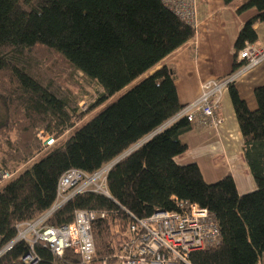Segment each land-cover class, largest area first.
<instances>
[{
  "label": "trees",
  "instance_id": "1",
  "mask_svg": "<svg viewBox=\"0 0 264 264\" xmlns=\"http://www.w3.org/2000/svg\"><path fill=\"white\" fill-rule=\"evenodd\" d=\"M224 4L237 14L257 11L234 44L235 71L244 64L240 51L259 39L264 0ZM196 34L162 0H0V170L16 172L0 186V250L16 237L17 224L53 205L65 172L91 174L121 157L108 174L110 197L78 194L48 220L62 227L81 209L105 214L92 224L90 264L113 257L131 215L177 210V201L207 209L220 228V243L191 253L192 264H264V85L255 89L253 111L235 85L228 88L255 191L240 195L231 174L208 184L196 163L176 162L188 150L181 136L195 127L185 118L169 124L185 105L175 71L155 68ZM76 73L101 89L90 111L108 103L83 124L87 112H79V103L89 90L68 85ZM41 130L58 139L46 152ZM28 252L19 242L0 264ZM36 252L38 264H83L72 250L55 256L38 244Z\"/></svg>",
  "mask_w": 264,
  "mask_h": 264
},
{
  "label": "built area",
  "instance_id": "2",
  "mask_svg": "<svg viewBox=\"0 0 264 264\" xmlns=\"http://www.w3.org/2000/svg\"><path fill=\"white\" fill-rule=\"evenodd\" d=\"M163 4L179 18L197 29L200 24L199 0H162ZM238 60L244 64L223 77L202 83L200 94L186 104L169 121L185 118L195 128H218L224 120L219 115L224 93L235 85L240 77L264 62V49L247 44L240 51ZM38 140L43 152L56 145L55 139L45 130L39 131ZM123 157V156H122ZM121 159L117 158L102 166L94 173L70 169L60 178L57 196L53 205L33 220L16 225V237L0 250V257L17 243L26 242L29 252L15 264H38V244L49 249L53 255L62 256L66 250L78 254L83 264H90L95 254L92 224L104 213L81 209L76 211L74 221L66 226L54 227L49 218L74 196L84 192H95L110 197L108 174ZM16 175L0 170V186ZM177 210H157L146 218H136L118 236L119 247L110 260L102 264H192L190 254L215 247L220 243L221 233L216 217L198 204L176 202Z\"/></svg>",
  "mask_w": 264,
  "mask_h": 264
},
{
  "label": "crops",
  "instance_id": "3",
  "mask_svg": "<svg viewBox=\"0 0 264 264\" xmlns=\"http://www.w3.org/2000/svg\"><path fill=\"white\" fill-rule=\"evenodd\" d=\"M199 8L200 24L196 37L155 68L167 66L175 71L176 89L182 105L197 98L203 82L233 71V48L239 31L257 13L251 9L237 14L225 6L224 0H199ZM255 28L259 39L253 46L264 49V26L257 24ZM262 85L264 62L235 83L240 97L252 111L257 108L255 89ZM219 115L224 120L220 127L195 128L181 136L188 150L177 156L176 162L179 165L196 163L208 184L231 174L240 195L253 192L256 183L242 151V135L228 90L224 93Z\"/></svg>",
  "mask_w": 264,
  "mask_h": 264
},
{
  "label": "rangeland",
  "instance_id": "4",
  "mask_svg": "<svg viewBox=\"0 0 264 264\" xmlns=\"http://www.w3.org/2000/svg\"><path fill=\"white\" fill-rule=\"evenodd\" d=\"M68 85L72 86V87H76L75 85H80L83 88H87L89 90V93L82 99V101L79 103V112H87L86 117L83 119L82 123L87 122L89 119H91L99 110H101V108L103 106H105L106 104H104L103 106L98 107L97 109H94L92 111H90L89 109L91 108V105H93L97 99L98 96L101 92V89L98 86H91V84L84 80L82 78V74L80 73H76L75 76L71 79V81H68ZM133 85V84H132ZM129 88V87H128ZM128 88H126L125 90H123L121 93H119L118 95H116L111 101L117 99V97H119L122 93H124ZM0 113L3 115L5 113V105L3 103V101L0 99ZM80 125V124H79ZM39 133V132H38ZM71 132H68L64 138H66L67 136L70 135ZM43 156L40 155V157Z\"/></svg>",
  "mask_w": 264,
  "mask_h": 264
}]
</instances>
